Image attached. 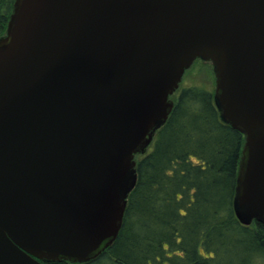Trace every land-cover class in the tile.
I'll use <instances>...</instances> for the list:
<instances>
[{
  "label": "water",
  "instance_id": "95a60500",
  "mask_svg": "<svg viewBox=\"0 0 264 264\" xmlns=\"http://www.w3.org/2000/svg\"><path fill=\"white\" fill-rule=\"evenodd\" d=\"M241 133L235 217L264 225V0H14L0 37V264L89 262L192 64Z\"/></svg>",
  "mask_w": 264,
  "mask_h": 264
},
{
  "label": "trees",
  "instance_id": "16d2710c",
  "mask_svg": "<svg viewBox=\"0 0 264 264\" xmlns=\"http://www.w3.org/2000/svg\"><path fill=\"white\" fill-rule=\"evenodd\" d=\"M13 4L0 0V37ZM213 90L170 97L167 121L134 158L136 184L115 241L81 264H264V225L243 226L234 211L244 137L220 119Z\"/></svg>",
  "mask_w": 264,
  "mask_h": 264
},
{
  "label": "rangeland",
  "instance_id": "374dc122",
  "mask_svg": "<svg viewBox=\"0 0 264 264\" xmlns=\"http://www.w3.org/2000/svg\"><path fill=\"white\" fill-rule=\"evenodd\" d=\"M188 87H199L207 90L214 89V75L209 63L196 60L192 66L185 71L178 90Z\"/></svg>",
  "mask_w": 264,
  "mask_h": 264
}]
</instances>
